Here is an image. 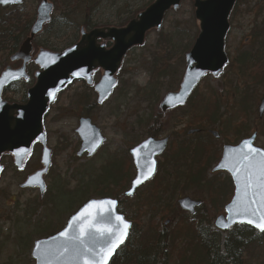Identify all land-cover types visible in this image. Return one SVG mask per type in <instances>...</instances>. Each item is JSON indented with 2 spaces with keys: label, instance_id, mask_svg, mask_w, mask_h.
I'll return each instance as SVG.
<instances>
[{
  "label": "rangeland",
  "instance_id": "obj_1",
  "mask_svg": "<svg viewBox=\"0 0 264 264\" xmlns=\"http://www.w3.org/2000/svg\"><path fill=\"white\" fill-rule=\"evenodd\" d=\"M114 1L117 2H106L98 12L93 13V20L99 24V28L102 26L124 27V25L120 26L121 24L117 23L123 24V17H126L128 12L136 16L138 13L145 11L156 0ZM257 2H260V0H239L238 7L231 16V31L226 39V52L230 61L236 59L242 53L255 51L256 47L253 44L255 41L253 35L255 33H259L258 38L264 40V1L260 5ZM193 5V0H184L179 11L168 13L160 31L150 32L145 47L137 48L128 54V58L124 63L125 71L118 78L119 84L115 89V93L107 100L105 105L98 106L96 96L91 99L90 103H82V98L88 94L91 96L94 92L88 91L86 84L82 82L71 85L53 103L45 120L48 148L53 150V163L48 175L45 177V182L47 183L45 194H40L39 189L21 188L26 178L40 169L41 147L36 146L34 148L33 154L28 160L29 162L22 171H17L9 156L1 159L4 171L0 178V264H35V261L32 260V249L35 241L63 230L68 219L79 207L90 198H98L94 196V191L90 189L91 192L88 197L82 202L79 198L69 202L65 200L67 197L65 195L67 194L61 195L58 191H86L88 183L90 184V182L94 181V178L101 175V168L107 161L112 159H116V162L122 161L123 156L120 155L130 149L128 143H125L128 137H136L137 141L147 138L145 133L147 125L144 120L151 114L154 115L156 111L160 112L158 107L166 94L179 89L178 84L182 80L186 67V55H182V52L189 46L190 50L199 35L200 30L195 19V8ZM33 7L29 8V10L31 11ZM60 12L67 14L63 9H60ZM71 13L72 11L68 12V15L71 16ZM55 14L56 16L59 15L58 11ZM76 16L74 15L73 18L75 19H73V22L69 21V23H81L82 16L80 18H76ZM66 28L68 27L60 29L59 35L61 39L52 40V43H57L58 41L62 43L68 39L71 33ZM79 35L80 32L77 34V41L80 38ZM47 38V35L39 37V40L35 43L36 49L39 50L40 46H38V43L46 42ZM173 50L176 55L172 53ZM168 51H170L169 54ZM169 55L171 58L165 59ZM177 56L180 57L176 58ZM165 60L169 61L167 63L171 68H180L182 66V72L179 74L181 79L178 84L175 82L178 77L177 74L173 76L174 72L178 71V68L173 70L172 78H165L162 77L163 75L159 76L157 72H154L155 65L158 68H162L164 64H161ZM9 63V57L7 58L3 53L0 54V75ZM235 66L236 69L226 68L218 77L209 76L205 78L195 92L197 98L194 104L199 103L201 99L202 101L209 99L212 93L220 97L221 115L223 116L221 121L214 123L204 122V125L200 124L204 127L205 135L208 134L214 143L212 147L214 154L217 153V150L219 151L218 159H214V162L211 161L208 171H204L206 183L217 181V185H220L225 180V177L230 178L226 173H219L223 174V176L218 179L217 175L219 174L212 172L217 165L216 161H219L221 157L223 146L236 145L241 139L250 136L256 129L260 133L256 145L262 150L264 149V134L261 135L264 120L262 123L257 116L258 105L264 93V85L257 86L249 83L247 95H244L242 92L245 84L241 83L244 80L238 73V63ZM261 72L264 73V68ZM97 79H99V76ZM260 80H262V75ZM30 87V84H22V86L15 88L14 91H8L5 95L6 100L23 104L26 100V92ZM94 102L97 106L88 110H90L89 113L92 112L90 116L93 123L101 129L106 139L105 147L93 159L86 157L79 159L76 157V153L81 148V141L76 133L79 127L78 122L80 118H83V111L86 107L90 104L92 106ZM236 102L238 104L242 103L243 106L248 104L250 108L247 113H243L240 109L238 110ZM198 111L201 110L199 109ZM183 113H185L184 122L195 124L194 121L196 120L193 118L192 103L183 106L182 110L173 112L169 124L172 123V126L175 125V127L168 134H172L173 139L175 136L177 141L182 138L183 133L180 132L181 130L189 132L199 129L198 126L188 128L186 124L184 127L178 128L174 117L178 118ZM210 131L220 134L218 141L214 140ZM173 132L177 135H174ZM169 160H171L169 156L167 159L164 157L161 160L162 164H166V167L159 174V179H161L157 182L159 185L162 184L164 179H166V182H172L169 173L173 171V168H171V165L168 166ZM134 174L135 168L132 177ZM81 180L83 183H81ZM157 183H154L153 186L146 185V187H142V190L136 196L141 194L143 198L147 197L149 188L157 187ZM203 185L205 186V183ZM217 185L214 184L218 188ZM128 188L127 186L124 192ZM205 190L182 183L175 189L171 188L165 195L167 196L166 200L173 202V205L176 204L178 209H180L178 201L182 198L189 197L196 201H202L207 209V211L204 210L202 213L207 215V219L211 218L213 220L214 226L216 217L224 213L223 205L225 203L221 206L218 203L214 204L210 200L209 191ZM120 191L122 192V190ZM136 196L126 198L129 201V204L126 205L129 211L132 205L136 203ZM159 222L161 229L170 230L176 226L178 221L169 215ZM262 260L263 258L255 260L254 264H264ZM247 262H252V260L250 259Z\"/></svg>",
  "mask_w": 264,
  "mask_h": 264
},
{
  "label": "water",
  "instance_id": "obj_2",
  "mask_svg": "<svg viewBox=\"0 0 264 264\" xmlns=\"http://www.w3.org/2000/svg\"><path fill=\"white\" fill-rule=\"evenodd\" d=\"M183 1L156 0L124 28L106 27L93 29L90 33L82 29L80 41L68 50L58 53L41 50L34 59L40 71L35 76L36 84L27 91L26 105H10L3 100L4 89L14 81L25 79V71H13L11 68L3 71L0 77V160L3 156L11 155L17 169L22 170L33 152V146L40 143L43 149L41 170L30 175L23 188L38 187L40 193L46 188L44 177L52 163V150L47 147L44 121L51 103L60 92L74 81L84 80L89 86H93L92 76L97 70H101V81L95 85L94 91L97 93L98 105H104L115 91L118 83L116 76L122 69L128 52L136 47H144L148 34L159 31L166 15L171 11H179ZM193 1L200 32L186 56L187 65L180 89L163 97L160 103L159 110L163 114L185 105L207 74L218 76L229 64L225 51L226 37L230 31V16L238 0ZM21 2L22 0H7L5 3L0 0V6L8 7ZM41 4L30 36L12 58V61H23L24 66L32 61L36 36L52 19L53 4L49 0H43ZM102 40L110 42L113 47L107 50L104 44L99 45ZM259 106L258 116L261 119L264 115V96ZM79 125L77 134L81 139V150L77 157L87 155L91 158L103 146L105 138L100 128L92 124L90 119L83 118ZM213 135L218 138L216 133ZM257 136L258 132L242 141L239 146L225 147L219 165L214 169V172L224 171L230 174L235 185L232 202L225 207L226 216L221 215L215 223L220 231H229L235 225L244 224L259 230L254 223H247L248 219L257 221L258 216L243 211L245 201L252 195L250 190L248 197L244 195L247 164L244 157L250 154L249 148L264 153V150L255 146ZM168 144L167 138L157 140L151 137L130 151L136 174L129 190L124 194L125 197L131 198L143 185L153 180L158 170L157 158L167 150ZM2 170L0 162V176ZM93 205L96 207H92ZM178 205L181 210L193 215L201 202L187 197L180 200ZM118 207L119 201L112 198L87 201L69 219L63 231L35 243L32 253L35 264H111L117 251L127 242L132 229V223L118 212ZM117 217H121L122 222ZM124 224L128 225L127 229H124ZM102 229L105 231H101ZM121 234L123 242L116 244L111 255L102 260L101 250L106 255L108 246L115 244Z\"/></svg>",
  "mask_w": 264,
  "mask_h": 264
},
{
  "label": "trees",
  "instance_id": "obj_3",
  "mask_svg": "<svg viewBox=\"0 0 264 264\" xmlns=\"http://www.w3.org/2000/svg\"><path fill=\"white\" fill-rule=\"evenodd\" d=\"M52 1L55 3V13L58 11L59 15L56 16L55 14L51 23L47 25L45 32L40 36L45 37L47 35L46 42H39L38 46L54 52L69 48L70 45L76 43L77 34L82 27L86 30L98 27L99 24L93 20V13L98 12L106 2H117L114 0ZM263 1L260 0L257 4L260 5ZM60 9L65 10L67 14L61 13ZM70 11H72L71 16L68 15ZM74 15H77L76 18L82 16V22L69 23V21L73 22V19H75L73 18ZM134 17L135 14L128 12L126 17L122 18L123 24H117L123 26L134 19ZM31 26L32 22H22V16H10L5 10H0V54H5L7 58L13 55L28 35L32 28ZM64 27H68L66 29L69 30L71 35L69 34L68 39L62 43L61 41L52 43V40L61 39L59 35L60 29ZM259 35V33L253 35L255 37L253 44L256 47L254 52L242 53L236 59L229 62V67L232 69H236L235 65L237 63L239 65L237 66V69H239L238 73L244 80L241 83L245 84L242 92L244 95H247L249 83L257 86L264 85V73L261 72L264 68V40L258 38ZM189 48H185L182 55H186ZM169 53L170 51H168ZM172 53L176 55L174 50ZM179 57L177 56L176 58ZM170 58V55L165 57V59ZM167 62L169 61L165 60L162 62L161 65L164 64L162 68H158L155 65L154 72H157L159 76L163 75L162 77L172 78L173 70H176L178 67L171 68ZM181 67L173 74V76L175 74L178 76L175 79L177 84L181 79L179 76L182 72ZM261 75L262 80H260ZM194 96L195 93L187 105L193 104V118L196 119L194 121L195 124L184 122L185 113L179 115L178 118L174 117V120H176L175 123L178 128L184 127L185 124L188 128L198 126L199 129L197 130L200 132L189 136L188 131L181 130L180 132L183 133L182 138L178 141L174 136L173 143L164 156L166 159L168 156L171 159L168 161V166L171 165V168H173V171L169 173L172 182H166V179H164L162 180V184L159 185L157 183L161 180L159 179V174L166 167V164H162L161 162L156 178L151 184L147 185L153 186L154 183H157V187L149 188V195L147 197L143 198L141 194L136 196L139 192L135 195L137 197L136 203L132 205V208L130 207L132 213L126 207L129 201L123 195L124 189L127 186L129 187L130 181L133 179L134 167L131 156L128 154L129 151L122 152L120 155L123 156L122 161L116 162V159L107 161L101 168V175L94 178L96 182L94 183L90 179L93 182L88 183L86 191L82 190L80 192L79 190H75L70 192L65 189L66 192L58 191L61 195L67 194L65 195L67 196L65 200L69 202L75 201L76 198L81 199L82 202L88 197L91 190L94 191V196L96 197H112L120 201L119 211L129 221H132L133 227L128 242L115 255L111 264H254V261L260 258H263L262 261L264 262V233L246 225L235 226L232 231L221 233L213 226V220L211 218L207 219V215L202 213L204 210L207 211L204 203L195 216H190L179 210L176 204L173 205V202L166 200L167 196L165 194L171 188L175 189L182 183L198 187L200 190L206 189L205 191H209L211 202L214 204L218 203L219 206L223 203L226 205L232 198L234 186L230 178L225 177V180L220 185H217V181L206 183L204 180V171H208L211 161L214 162V159H218L219 151L217 150L216 155L214 154V150L212 149L214 143L208 134L205 135L202 125H204V122L214 123L222 120L220 97L212 93L209 99L203 101L201 99L199 103L194 104L197 98ZM91 99L93 98L86 95L81 101L84 104H88L91 102ZM95 106L97 105L94 102L90 108L94 109ZM198 107L201 111H198ZM236 107L238 110H242L243 113H247L250 108L248 104L243 106L242 103L238 104L237 102ZM179 110H182V108ZM232 110L234 112L233 108ZM89 112L90 110H86L84 113L88 115L85 116L92 115V112ZM172 114L163 115L157 111L154 115L151 114L144 120L147 125L146 135L161 137L166 133L165 131H171L175 127V125L172 126V123L169 124ZM262 128L261 135L264 134V124H262ZM138 142L136 137H128L125 143H128L131 148L138 144ZM222 176L223 174L217 175L218 179L222 178ZM81 183H83L82 180ZM203 183H205L206 188H204ZM229 196L231 197L229 198ZM169 215L178 221L176 226L170 230L161 229L159 221ZM250 259L252 262H247Z\"/></svg>",
  "mask_w": 264,
  "mask_h": 264
},
{
  "label": "flooded vegetation",
  "instance_id": "obj_4",
  "mask_svg": "<svg viewBox=\"0 0 264 264\" xmlns=\"http://www.w3.org/2000/svg\"><path fill=\"white\" fill-rule=\"evenodd\" d=\"M43 0H22V2L20 3V4H18V5H11V6H8V7H2V6H0V10H5V12H7V13H9L10 14V16L12 15V16H14V15H20V16H22V22H32L33 24H34V22L37 20V18H38V15H37V13H38V11H37V9H38V7H39V5H40V3L42 2ZM34 6V7H33ZM37 6V8H35ZM31 7H33L32 9H31V11L29 10V8H31ZM19 13V14H18ZM104 27H108V26H102L101 28H104ZM101 28H98V29H101ZM94 29H97V28H94ZM93 29H90V30H86L85 29V31H86V33H90V31H92ZM29 34V33H28ZM28 36V35H27ZM26 36V37H27ZM26 37H25V39H26ZM102 44H104L105 46H106V48H107V50H109V49H111L112 47H113V45L110 43V42H108V41H100L99 42V45H102ZM34 49H35V53L33 54V56H32V61L31 62H29V63H27V65L26 66H24V62L23 61H12L11 60V58L12 57H9V61H10V63L5 67V68H11L13 71L14 70H16V71H21V70H24L25 71V76H26V78L25 79H20V80H18L17 82H15L14 83V85H11V86H9V87H7V88H5V90H4V100H6V97H5V95H6V93L8 92V91H14L15 90V88H17V87H19V86H22V84L23 85H26V84H30L31 86L35 83L34 82V77H35V75H36V73L38 72L37 70H38V67H37V65L35 64V60H34V57L36 56V53L38 52V49H36V47H34ZM42 49V48H41ZM132 52V51H131ZM130 52V53H131ZM127 57L125 58V60L128 58V54L126 55ZM124 63H125V61H124ZM124 63H123V65H122V69L120 70V72L118 73V75H117V79L122 75V73L125 71L124 70ZM99 76V79L101 80V77H102V71L101 70H97L94 74H93V80H94V85L92 86V87H88L87 85V87H86V89L88 90V91H91V92H93L94 91V86H95V84L96 83H98V82H100V80L99 79H97V77ZM82 83H84L83 81H81ZM81 82H74V83H81ZM118 82H119V79H118ZM73 83V84H74ZM72 84V85H73ZM178 86H179V84H178ZM87 96H90L89 94L87 95ZM97 97V93H96V91H94L93 92V95H91L90 97H92V98H94V97ZM27 100V99H26ZM24 101V103L23 104H26V102L27 101ZM96 100H97V98H96ZM7 102H9V103H11V104H14V103H12V102H10V101H8V100H6ZM189 101H190V99H189ZM188 101V102H189ZM20 104V103H19ZM98 105V104H97ZM91 107V104L90 105H88L87 107H86V109L83 111V112H85L86 110L88 111V109ZM174 111V110H173ZM84 115H88L87 113H83ZM91 120H92V117H90V116H88ZM81 119V118H80ZM264 119V118H263ZM168 130V129H167ZM166 133L165 134H163L161 137H157V136H148L147 135V138L146 139H148V138H151V137H154V138H156V139H158V140H160V139H168V148H167V151L170 149V147H171V145H172V143H173V138H172V134H168V132L167 131H165ZM102 133V132H101ZM166 134H168V135H166ZM103 135V134H102ZM104 136V135H103ZM146 139H144V140H146ZM144 140H140L139 142H138V144H136V145H139L142 141H144ZM36 146H39V147H41V145L39 144V145H35L34 146V148L36 147ZM167 151L165 152V153H163V156L160 158V162H159V165L161 164V160L163 159V157L165 156V154L167 153ZM10 158H11V160H12V157L11 156H9ZM149 184H151V182L150 183H148L147 185H149ZM146 186V185H145ZM144 186V187H145Z\"/></svg>",
  "mask_w": 264,
  "mask_h": 264
},
{
  "label": "snow or ice",
  "instance_id": "obj_5",
  "mask_svg": "<svg viewBox=\"0 0 264 264\" xmlns=\"http://www.w3.org/2000/svg\"><path fill=\"white\" fill-rule=\"evenodd\" d=\"M4 2L6 3L7 0H4ZM249 153V155L244 157L247 161L245 165L246 172L244 174V195L248 197L249 190L252 195L245 201L243 211L250 213L252 216H258L257 221L254 222L252 219H248L247 223H254L255 227L264 232V153H260L258 150L252 148H249ZM257 197H259V199H257ZM252 205H255V207H252ZM92 207H96V205ZM116 219L122 222L121 217H117ZM127 227L128 225L124 224V229H127ZM101 231H105V229ZM111 234L115 235V233ZM121 242H123V234L117 238L115 244H110L108 246L106 255L104 254V250H101L102 260H106L107 256L111 255L112 249L116 244Z\"/></svg>",
  "mask_w": 264,
  "mask_h": 264
}]
</instances>
